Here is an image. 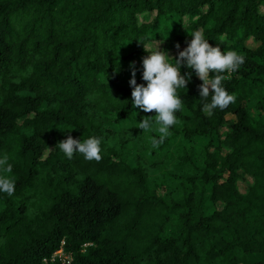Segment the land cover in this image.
I'll return each instance as SVG.
<instances>
[{"label": "trees", "instance_id": "16d2710c", "mask_svg": "<svg viewBox=\"0 0 264 264\" xmlns=\"http://www.w3.org/2000/svg\"><path fill=\"white\" fill-rule=\"evenodd\" d=\"M196 31L245 56L222 73L235 102L204 112L211 94L181 67L178 123L153 148L130 65L146 86L154 44L175 65ZM68 135L99 138L102 159L69 160ZM5 155L0 264H63L61 248L71 264H264V0H0Z\"/></svg>", "mask_w": 264, "mask_h": 264}, {"label": "clouds", "instance_id": "9594fccd", "mask_svg": "<svg viewBox=\"0 0 264 264\" xmlns=\"http://www.w3.org/2000/svg\"><path fill=\"white\" fill-rule=\"evenodd\" d=\"M192 39L183 51H179L180 45L175 47L178 50V57L174 59L175 65L169 61L173 60L166 51L157 50L147 55L142 60V79L145 84H137L135 64L130 65L133 108H139L144 113L155 112V117H145L138 123V129L148 131L153 123L159 125V138H153V148L159 147L164 140L171 135L169 129L178 123L175 113L182 109V101L177 96L178 88L186 89L191 79V72L181 74V67L195 70L197 77L202 81L199 86V95L207 100L211 94V102L205 103L203 111L211 115L217 108L226 109L235 102V96L230 95L222 86V81L229 79V76L222 73L236 72L245 63V56L236 51L222 52L219 47H212L201 31L192 34ZM144 47V46H143ZM215 73L214 76L210 74ZM58 147L64 155L71 160L74 153L83 154L88 161L99 162L101 156V140L96 137L82 141L74 139L71 135L59 142ZM5 155L0 159V170L4 173H11L12 166L7 163ZM0 192L12 196L15 192V182L8 176H0Z\"/></svg>", "mask_w": 264, "mask_h": 264}, {"label": "built area", "instance_id": "2783aa9c", "mask_svg": "<svg viewBox=\"0 0 264 264\" xmlns=\"http://www.w3.org/2000/svg\"><path fill=\"white\" fill-rule=\"evenodd\" d=\"M64 244V243H63ZM52 262H55V261H60L62 262L63 264H71L72 262V258L69 254H66L64 249L61 248L59 251H57L53 256H52V259H51ZM45 262H48L47 260H45Z\"/></svg>", "mask_w": 264, "mask_h": 264}, {"label": "rangeland", "instance_id": "374dc122", "mask_svg": "<svg viewBox=\"0 0 264 264\" xmlns=\"http://www.w3.org/2000/svg\"><path fill=\"white\" fill-rule=\"evenodd\" d=\"M160 44H154V48L157 49ZM160 49H162V46L160 45Z\"/></svg>", "mask_w": 264, "mask_h": 264}]
</instances>
